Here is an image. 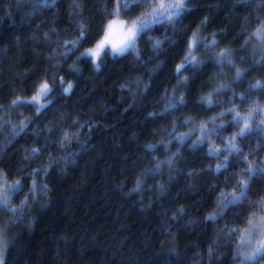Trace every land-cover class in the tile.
<instances>
[{"label": "clouds", "instance_id": "1", "mask_svg": "<svg viewBox=\"0 0 264 264\" xmlns=\"http://www.w3.org/2000/svg\"><path fill=\"white\" fill-rule=\"evenodd\" d=\"M106 150L150 228L112 255L264 264V0H0V264L97 255L40 230Z\"/></svg>", "mask_w": 264, "mask_h": 264}, {"label": "trees", "instance_id": "2", "mask_svg": "<svg viewBox=\"0 0 264 264\" xmlns=\"http://www.w3.org/2000/svg\"><path fill=\"white\" fill-rule=\"evenodd\" d=\"M119 131L127 136L122 128ZM123 151H128L126 145ZM94 165L88 186L78 196L72 218L68 223H63L64 216L57 213V216L45 221L40 234L52 227H63L76 233L88 246L89 252L97 254L88 255L82 264H100L101 261H106V264H126L127 255L117 258L112 253L121 250L130 253L139 246V230L150 231V228L133 214L131 207L122 209L118 199L114 196L109 199L104 195L107 187L104 169L118 168V155L106 150L101 159L94 161ZM44 243L40 239L35 242V246L40 248ZM142 258L155 264L154 257H150L147 252L143 253Z\"/></svg>", "mask_w": 264, "mask_h": 264}]
</instances>
